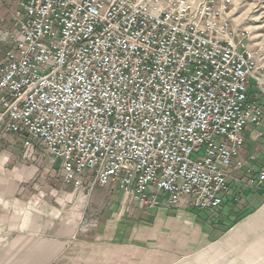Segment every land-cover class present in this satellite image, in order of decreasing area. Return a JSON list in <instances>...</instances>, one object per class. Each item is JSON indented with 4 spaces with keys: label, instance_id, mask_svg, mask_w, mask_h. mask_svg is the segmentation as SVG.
Returning <instances> with one entry per match:
<instances>
[{
    "label": "built area",
    "instance_id": "obj_1",
    "mask_svg": "<svg viewBox=\"0 0 264 264\" xmlns=\"http://www.w3.org/2000/svg\"><path fill=\"white\" fill-rule=\"evenodd\" d=\"M0 6L16 25L0 59V123L30 150L40 143L66 185L115 186L149 209L224 204L245 132L263 119L250 95L260 57L234 0Z\"/></svg>",
    "mask_w": 264,
    "mask_h": 264
},
{
    "label": "crops",
    "instance_id": "obj_2",
    "mask_svg": "<svg viewBox=\"0 0 264 264\" xmlns=\"http://www.w3.org/2000/svg\"><path fill=\"white\" fill-rule=\"evenodd\" d=\"M9 25L12 30L10 35L7 32ZM0 29H5L0 32V44L8 49L15 37L16 25L11 12L3 6H0ZM0 132L23 138L7 132L1 123ZM8 141L13 142L0 139V171L7 161ZM14 145L15 153H20L22 147L27 148L24 138L14 142ZM30 151L35 154L38 149ZM238 160L244 164L234 171L240 182H230L231 194L222 206L197 212L178 210L179 215L178 211L164 208L156 222L144 226L142 232L146 234L145 238L134 236L113 243L107 241V246L98 241L94 247L80 241L72 246V240L62 239L61 236L70 234L71 230H56L54 223L48 230L52 233L51 237L20 233L13 234L12 241L15 247L20 246L21 257L30 260L27 264H55L56 259L61 257L63 264H264V182L258 184V176L264 171L263 120L259 126L252 125L246 130L245 145ZM80 192L79 199L83 201L82 196L86 192ZM233 197L239 201L234 202ZM200 215H205L210 223H204ZM18 227L28 230L30 221L25 219ZM1 240L5 242V238ZM92 247L93 251L89 253ZM72 249L78 250L73 252ZM74 253L77 255L71 256Z\"/></svg>",
    "mask_w": 264,
    "mask_h": 264
},
{
    "label": "rangeland",
    "instance_id": "obj_3",
    "mask_svg": "<svg viewBox=\"0 0 264 264\" xmlns=\"http://www.w3.org/2000/svg\"><path fill=\"white\" fill-rule=\"evenodd\" d=\"M234 11L236 22L251 30L253 46L259 53V72L263 81L260 87L254 83L250 89L264 109V0H234ZM10 27L11 25L7 27L9 35L12 33ZM2 30L5 29H0V32ZM3 37L5 38V33ZM5 49L6 46L0 44V55L4 54ZM262 120L264 122V119ZM4 138L13 142L8 141L10 145L6 147L7 161L0 171V240L5 238V242L0 241V264L30 262L21 257L20 246L15 247L12 241L13 234L32 233L51 237L52 233L48 230H51L50 225L54 223L56 230H71L70 234L61 236L62 239L72 240V246L80 241L93 247L101 241L107 246V241L113 243L132 239L134 236L145 238L146 234L142 232L144 226L156 222L164 208L171 212L200 211L187 200L175 205H161L159 208L149 209L125 196L115 186L96 188L92 193H85L82 196L84 200L80 201V190L63 182L60 164L46 154L40 143L35 146L38 149L35 154H31L30 149L24 147L20 153H15L14 142L23 138L6 136L0 132V139ZM177 214H181L180 211ZM25 219L30 221V228L21 230L18 225ZM200 219L206 224L210 223L205 215H200ZM10 236L12 237L9 238ZM93 247L88 250L89 253L93 251ZM77 250L72 249L73 252ZM77 253L71 256H76ZM63 261L62 257L58 258L55 264H63Z\"/></svg>",
    "mask_w": 264,
    "mask_h": 264
},
{
    "label": "trees",
    "instance_id": "obj_4",
    "mask_svg": "<svg viewBox=\"0 0 264 264\" xmlns=\"http://www.w3.org/2000/svg\"><path fill=\"white\" fill-rule=\"evenodd\" d=\"M250 95H251L252 99H255L254 96H253V92L251 91V89H250Z\"/></svg>",
    "mask_w": 264,
    "mask_h": 264
}]
</instances>
